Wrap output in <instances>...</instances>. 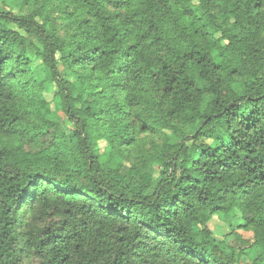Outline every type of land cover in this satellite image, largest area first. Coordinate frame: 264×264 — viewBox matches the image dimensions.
<instances>
[{"label":"trees","instance_id":"1","mask_svg":"<svg viewBox=\"0 0 264 264\" xmlns=\"http://www.w3.org/2000/svg\"><path fill=\"white\" fill-rule=\"evenodd\" d=\"M15 1L32 10L0 7V264H240L252 247L264 264V0Z\"/></svg>","mask_w":264,"mask_h":264},{"label":"rangeland","instance_id":"2","mask_svg":"<svg viewBox=\"0 0 264 264\" xmlns=\"http://www.w3.org/2000/svg\"><path fill=\"white\" fill-rule=\"evenodd\" d=\"M0 7L4 8L6 11L11 12L14 15H25L29 12H31L32 8L28 6H24L21 3L16 2L15 0H0ZM54 18L56 16L54 15ZM31 49L27 51V56L31 59V68L32 70H37L41 66V60L39 57H37ZM56 91L54 89H51L49 92H46L44 94L45 100L50 105V110L52 111L53 117L60 122V127H63V121L64 117L63 114L60 111V107L54 99ZM48 137L45 136L40 141L39 145H31L27 147V150L36 151L39 148H41V145H43L44 141H47ZM6 140L0 137V142H5ZM99 153L103 154L105 143L99 142L98 143ZM103 160H106L105 158ZM154 170H159V165L155 164L153 166ZM157 175V174H156ZM242 224V221L237 218L233 221V229L236 230L237 233H239L245 240H248L250 243H253V235L250 232H246L243 230L238 229V226ZM208 228L212 232L213 237L217 241H223L226 240L229 237V234L231 232V228L222 222L219 218L214 217L210 220L208 223ZM257 249L255 247L249 248L244 251L243 255L240 258V264H252L254 259L257 257Z\"/></svg>","mask_w":264,"mask_h":264}]
</instances>
